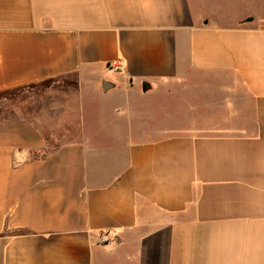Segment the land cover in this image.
<instances>
[{
	"label": "crops",
	"instance_id": "0c3cea01",
	"mask_svg": "<svg viewBox=\"0 0 264 264\" xmlns=\"http://www.w3.org/2000/svg\"><path fill=\"white\" fill-rule=\"evenodd\" d=\"M9 91L0 264H264V0H0Z\"/></svg>",
	"mask_w": 264,
	"mask_h": 264
},
{
	"label": "rangeland",
	"instance_id": "374dc122",
	"mask_svg": "<svg viewBox=\"0 0 264 264\" xmlns=\"http://www.w3.org/2000/svg\"><path fill=\"white\" fill-rule=\"evenodd\" d=\"M19 95L16 94V91H9V92H5V93H1L0 94V101H7V99H14L17 98Z\"/></svg>",
	"mask_w": 264,
	"mask_h": 264
},
{
	"label": "water",
	"instance_id": "95a60500",
	"mask_svg": "<svg viewBox=\"0 0 264 264\" xmlns=\"http://www.w3.org/2000/svg\"><path fill=\"white\" fill-rule=\"evenodd\" d=\"M110 83L109 82H105L104 85H103V88L105 90H107V88L109 87Z\"/></svg>",
	"mask_w": 264,
	"mask_h": 264
}]
</instances>
